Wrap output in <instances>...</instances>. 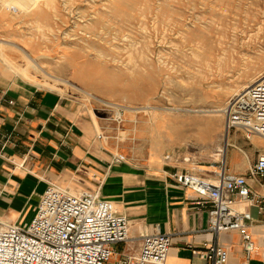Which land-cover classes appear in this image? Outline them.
Listing matches in <instances>:
<instances>
[{"label":"rangeland","instance_id":"rangeland-1","mask_svg":"<svg viewBox=\"0 0 264 264\" xmlns=\"http://www.w3.org/2000/svg\"><path fill=\"white\" fill-rule=\"evenodd\" d=\"M0 39L7 41L0 61L10 72L70 95L108 139L122 132L115 142L129 158L161 142L194 153L192 145L205 140L196 121L226 120L224 112L199 111L226 109L264 77V0H0ZM8 42L28 48L50 75ZM149 131L151 144L143 140ZM217 139L221 145L223 134ZM254 141L246 142L264 148Z\"/></svg>","mask_w":264,"mask_h":264},{"label":"crops","instance_id":"crops-1","mask_svg":"<svg viewBox=\"0 0 264 264\" xmlns=\"http://www.w3.org/2000/svg\"><path fill=\"white\" fill-rule=\"evenodd\" d=\"M5 60L10 63L8 56ZM196 125L205 140L192 145L194 153L166 150L162 142L154 146L149 131L143 140L152 149L115 165L113 155L124 149L114 134L98 138L101 131L89 111L68 94L20 78L0 61V220L24 226L48 186L56 184L72 193H98L115 205L131 224L132 241L120 247L123 254L137 256L142 239L168 234L173 244L166 264H208L191 247L201 249L216 240L230 251L228 264H264V218L256 209L250 210L255 220L251 233L259 250L248 259L237 232L216 238L208 231L211 205L199 204L197 193L173 177L191 171L213 180L224 167L231 175H247L259 149L253 150L238 132L227 147L218 144L219 134L225 142L226 120L205 119ZM253 144L264 147L258 139ZM222 147L225 155L219 152ZM252 185L264 196V186Z\"/></svg>","mask_w":264,"mask_h":264},{"label":"built area","instance_id":"built-area-1","mask_svg":"<svg viewBox=\"0 0 264 264\" xmlns=\"http://www.w3.org/2000/svg\"><path fill=\"white\" fill-rule=\"evenodd\" d=\"M108 107L120 109L114 104ZM224 113L227 134L236 131L249 143L257 139L264 142V77L233 96ZM122 118L118 112L113 119L120 124ZM120 134L115 138L122 139L124 134ZM98 138L108 140L104 132ZM131 161L123 153L112 159L115 165ZM173 177L197 193L199 204L211 205L209 232L216 238L237 232L247 258L258 253L251 233L255 220L250 210L256 209L264 218V196L252 185L264 186V148L257 151L247 175H231L224 167L213 180L191 171L176 172ZM130 228V221L98 193H72L50 184L29 226L0 220V264H166L173 236H147L142 239L139 255H126L120 247L132 241ZM191 248L208 264L230 261V251L218 240L204 243L201 249Z\"/></svg>","mask_w":264,"mask_h":264},{"label":"bare ground","instance_id":"bare-ground-1","mask_svg":"<svg viewBox=\"0 0 264 264\" xmlns=\"http://www.w3.org/2000/svg\"><path fill=\"white\" fill-rule=\"evenodd\" d=\"M0 43L1 44H6L7 43V41H5V40H3V39H0ZM8 44H11L13 47H15L18 51H20L22 54H23V56H24V58H25V60L27 61V62H29L30 63V65L32 66V67H36L38 70H40L42 73H44L46 76H48V75H50V74H48L45 70H44V64L43 65H41V64H39L38 62H37V59L35 58V55H33V53L32 52H30V50L28 49V48H26V47H23V46H21V45H18V44H15V43H10V42H8ZM75 57V56H74ZM84 57V56H83ZM67 57L66 56H64L63 57V59L64 60H67L66 59ZM61 59H62V57H61ZM63 60V61H64ZM83 60V59H82ZM58 61V60H57ZM60 61V60H59ZM75 61V60H74ZM88 62V61H87ZM59 63V62H58ZM27 64V63H26ZM64 64V63H63ZM93 64V63H92ZM85 68V67H84ZM73 69H74V67H73ZM91 69V68H90ZM80 70V69H79ZM87 70H88V68H87ZM65 72V71H64ZM70 72V71H69ZM50 77V76H49ZM54 77V76H53ZM55 78V77H54ZM83 78V77H82ZM50 80V79H49ZM58 81H60V82H62L63 84H65V85H69V86H73V87H75L76 88V86L74 85V83L73 82H71V81H69V80H61V79H57ZM259 82V81H258ZM248 87H246L245 89H247ZM77 89H79V88H77ZM80 91H82V92H84L86 95H88L89 97H91V98H93V99H95V100H97V101H99V102H101V103H104L101 99H99L98 97H96V96H94V95H92V94H89V93H87V92H85V91H83V90H80ZM107 104V103H106ZM104 105V104H103ZM115 105V104H114ZM117 105V104H116ZM107 106V105H106ZM120 108V107H119ZM128 110V109H127ZM140 109H137V108H131L130 109V112L131 113H134V112H137V111H139ZM147 110V109H146ZM142 111V110H141ZM186 112V111H185ZM189 112V111H188ZM200 113H204V114H209L210 116L212 115L213 117L215 116V115H217L219 112H225V109L224 110H211V111H199ZM141 113V112H140ZM136 114V113H135ZM223 141V140H222ZM223 143H226V147H227V145L229 144V137H228V134L225 136V142H223ZM221 147V146H220ZM225 147V146H224ZM219 152L222 154V155H225V153H226V151H225V149L222 147V148H220V150H219Z\"/></svg>","mask_w":264,"mask_h":264}]
</instances>
